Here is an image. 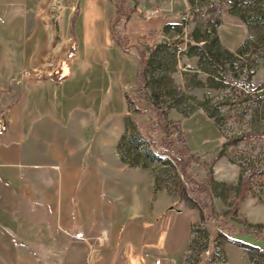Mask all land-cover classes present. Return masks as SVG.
Masks as SVG:
<instances>
[{"label":"rangeland","instance_id":"rangeland-1","mask_svg":"<svg viewBox=\"0 0 264 264\" xmlns=\"http://www.w3.org/2000/svg\"><path fill=\"white\" fill-rule=\"evenodd\" d=\"M125 1L135 14L128 28L120 0H47L34 40L49 53L29 69L38 74L23 77L22 69L16 79L46 77L63 59L64 82L38 86L49 97L40 113L60 103L64 115L74 106L100 119L121 115L125 130L114 153L135 135L142 144L133 153L146 157L155 188L168 191L172 208L197 210L195 230L172 264H264V0ZM207 10L218 20L214 62L199 50L212 37L203 25L212 22L201 15ZM159 110L180 120L183 141L179 129L150 120ZM171 236L147 248L150 260H163L160 248ZM12 246L0 238V264H50L28 242Z\"/></svg>","mask_w":264,"mask_h":264},{"label":"crops","instance_id":"crops-1","mask_svg":"<svg viewBox=\"0 0 264 264\" xmlns=\"http://www.w3.org/2000/svg\"><path fill=\"white\" fill-rule=\"evenodd\" d=\"M45 2L0 0V238L12 251L13 243H30L50 264H155L157 255L150 260L147 248L173 232L159 263L172 264L187 245L197 210L172 208L149 167L130 166L114 153L125 130L121 115L100 119L79 106L64 115L60 103L40 113L49 97L42 99L38 86L64 82L63 59L45 69L46 77L16 79L22 69L43 65L49 53L34 40ZM120 2L128 28L135 14ZM179 213L186 214L185 224Z\"/></svg>","mask_w":264,"mask_h":264},{"label":"trees","instance_id":"trees-1","mask_svg":"<svg viewBox=\"0 0 264 264\" xmlns=\"http://www.w3.org/2000/svg\"><path fill=\"white\" fill-rule=\"evenodd\" d=\"M210 7H211V5L208 7V9H210ZM122 10H123V2H121L120 8H119V11H122ZM201 15H202V20H205L206 19V20H208L210 22H212V21H214V23H217L218 22L217 19H215V18L213 19L212 18L211 14H210V10H207V11L202 12ZM203 25L206 26L207 31H208V34L209 33H212V37L213 38L211 37V35H209L210 36V40L205 39V43L206 44L203 47H201V48L199 47V50H201L200 54L203 55L204 57H206L208 61L214 62L215 61L214 48L217 45L216 44L217 37L214 34V28L212 27L213 22L210 23V24L209 23L207 24V23L204 22ZM157 48L160 49V46L158 45ZM157 51L158 50H154V52H157ZM200 54H197V55L200 56ZM155 117L157 118V120L155 121V123L156 124L157 123L162 124V126H161L162 127L161 129L162 130H166L167 129L166 126H168V125H171L174 128H176V129H179L178 130L179 131L178 134H180L179 135V138L181 139V141H183L184 138L182 137L183 136L182 130H181V128H179L177 126V124L180 123V120L179 119L178 120H170V119H168L165 110H159L157 112H153V115L150 116V120L151 121L154 120ZM128 132L129 131H127V133ZM128 141H129V143L131 145H129V144L128 145H125V148L123 149V153L120 155L121 159L123 161H125L130 166H141L143 168L148 167L146 157L141 156V154L138 153V152H137L138 154L133 153V151H137V149L140 148V145L142 144V142L141 141H136L135 135H132L131 137H128ZM184 143H185V140H184ZM184 145H185V147H184L185 154L187 152L189 153V151H188V149L186 147V144H184ZM132 149H134V150H132ZM161 152H163V151H161ZM190 155H189V157L192 156V155L191 156ZM159 156L160 155L157 154L156 157H151V158L152 159H154V158L157 159ZM190 161H192V159H190ZM190 161H188V162L190 163ZM188 197H187L188 199L193 200V199H191L192 198L191 196H188Z\"/></svg>","mask_w":264,"mask_h":264},{"label":"built area","instance_id":"built-area-1","mask_svg":"<svg viewBox=\"0 0 264 264\" xmlns=\"http://www.w3.org/2000/svg\"><path fill=\"white\" fill-rule=\"evenodd\" d=\"M40 72V70H32V72L30 71V70H24V71H22L21 73H20V76H30L32 73H34V74H38ZM3 128V120L0 118V129H2ZM194 230H195V226H193V225H191V228H190V235L191 234H193V232H194ZM186 251V250H185ZM161 262V260L160 259H155L154 260V263L155 264H159Z\"/></svg>","mask_w":264,"mask_h":264}]
</instances>
